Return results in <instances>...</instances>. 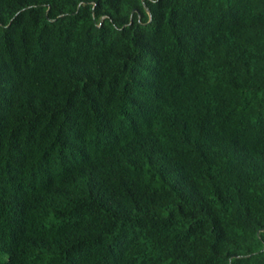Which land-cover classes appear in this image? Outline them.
Wrapping results in <instances>:
<instances>
[{
    "label": "trees",
    "instance_id": "trees-1",
    "mask_svg": "<svg viewBox=\"0 0 264 264\" xmlns=\"http://www.w3.org/2000/svg\"><path fill=\"white\" fill-rule=\"evenodd\" d=\"M0 264H264V0H0Z\"/></svg>",
    "mask_w": 264,
    "mask_h": 264
}]
</instances>
